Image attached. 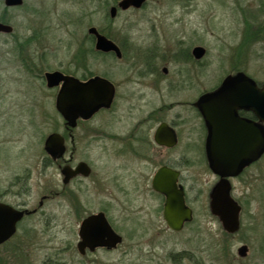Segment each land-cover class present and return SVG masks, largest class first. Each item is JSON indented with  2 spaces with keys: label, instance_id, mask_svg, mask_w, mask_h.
<instances>
[{
  "label": "rangeland",
  "instance_id": "rangeland-1",
  "mask_svg": "<svg viewBox=\"0 0 264 264\" xmlns=\"http://www.w3.org/2000/svg\"><path fill=\"white\" fill-rule=\"evenodd\" d=\"M114 1L24 0L5 11L0 0V20L13 27V34L0 33V181L7 184L27 174L30 209L43 201L41 213L0 246V264H23L26 257L32 264L49 259L64 264H155L178 253L186 254L184 264H264V154L231 180L242 213L240 229L230 233L211 213L210 194L218 178L203 145L189 146L202 137L190 120L181 136L184 142L172 150L174 161L187 157L188 163L176 164L193 176L188 201L194 219L181 232L164 224L153 226L162 220L161 198L135 192L133 183L127 195L117 185L122 158L116 147L106 145L111 138H104V126L123 110L118 99L113 111L104 115L98 110L77 130L78 158L92 166V175L81 187L71 183L64 190L62 175L44 146L53 132L63 130L58 88L48 87L44 73L107 76L118 83L132 72L121 64L130 58L116 59L96 50L89 28L96 27L127 48V55L148 53L160 43L154 36H162L160 44L173 49L203 47V67L198 70L203 85L198 89L204 88L206 96L227 76L243 74L264 83V0H149L142 9L119 10L111 18ZM25 52L28 61L33 60L30 66L23 64ZM114 126L108 129L112 133L124 129L122 122ZM86 127H92L91 133ZM104 208L124 241L118 250L101 249L83 257L76 246L80 221ZM244 244L248 252L242 257L238 250Z\"/></svg>",
  "mask_w": 264,
  "mask_h": 264
},
{
  "label": "flooded vegetation",
  "instance_id": "flooded-vegetation-1",
  "mask_svg": "<svg viewBox=\"0 0 264 264\" xmlns=\"http://www.w3.org/2000/svg\"><path fill=\"white\" fill-rule=\"evenodd\" d=\"M3 1L6 9L5 11L21 6H8L6 5V0ZM122 1L123 0H115L113 2L112 7L117 8L116 16L119 10H129L132 8L142 9L147 5L149 0H145L140 7L130 5L127 9H122L120 7V3ZM0 22L7 24V22L3 20H0ZM97 30L100 34L112 40L110 37L103 34L99 29ZM0 33L9 35L13 34V30L11 32L0 31ZM91 35L94 37V42H96V36L94 34ZM154 38H158L159 42L162 43V36L161 38L154 36ZM114 42L118 45L121 55L118 56L115 51L104 52V55H112L116 59L122 60L130 58V60L124 61L121 64L125 66L127 70L132 71L127 74L126 77L121 78L118 83L114 82L111 78L104 76V78L109 80L114 86V99L110 106H103L98 109L99 111H104V115L109 114L113 111L117 99L122 102L123 110H118L116 119H108L106 126H104V133H107L104 135V138H111V143H106V145L116 147L117 153L122 158V161L117 165L119 174H117L115 180L117 185L122 188L121 191L127 195L129 194V185L133 183L132 186L135 192L139 194L149 193V195L153 197L155 196L161 198L163 201L161 207V219L163 221L160 220L157 224L155 222L153 226L161 227L162 224H164L171 231L181 232L188 224H192L194 219V209L188 201V190L189 185L192 188L191 182L193 181V176L189 174V170L185 171L181 166L176 164L177 161L181 164L184 162L188 163L187 157L181 155L180 158H176V161H174L172 150L181 145L183 141L181 138L182 133H186V127L188 126L190 120V123L200 130V135L202 137L199 141H197V143L200 142V144L195 142L189 144V146L196 147L202 144L206 151V160L209 162V165H211L209 150L211 127L204 117L201 104L207 98L222 91L231 81L236 80V77L227 76L222 80L220 85L217 86L216 92L206 96L204 88H201V90L198 89L199 85H203L198 74V70L203 67V56L200 58L197 57L195 48L201 46L195 45L191 48L186 46H177L173 49L170 46H165V44L162 45L156 41V43L150 47V51L145 55L144 53L137 52H134L135 54L132 55H127V51H125L127 48L119 45L116 41ZM27 44L28 39L26 38L24 40V47L26 46V51L28 53ZM24 58L23 64L25 63V65L27 64L30 66L33 60L31 59L32 61H28L29 57L26 55V52ZM173 66L174 69L172 70ZM170 70L173 71L172 74ZM62 73L66 76H73L72 74ZM43 76L46 79V72ZM92 78L93 77L78 79L82 82H86ZM63 83L64 82H61L59 86L55 87L58 88V92L60 91ZM257 84L259 87L262 86V84ZM198 91L201 92L198 94ZM192 97L195 98L193 99ZM58 113L60 114V112ZM237 114L246 120L259 122L253 112L248 108L238 109ZM92 115L93 114L87 117L75 116L71 124H69L61 115L63 118V130L55 131L51 135L58 134L62 138V143L59 145L57 144L58 149H63L62 152L46 148V141L48 138L45 141V151L48 158L51 160V163L56 165L57 170L62 175V186L64 190L71 183L79 184V187H81L82 182L92 175V166L86 160L78 158L79 138L77 137V130H81L83 125H86V123L91 120ZM115 121L117 123L122 122L123 124L124 129L120 133H112L108 130L115 127ZM160 127L162 128L163 133L158 136V130ZM87 129L88 132L91 133L92 127H88ZM261 129L264 132V124L262 123ZM251 163L253 162H250L249 164ZM163 168L171 172L170 180H172L174 176L172 173L176 174L177 189L183 192L186 205L192 212L191 219L184 222L181 230L173 229L168 223L165 216L167 194L158 190L155 185L157 175ZM86 170L87 174H84L83 171ZM216 176L219 181L221 178L220 175L216 174ZM236 177H230L229 182L231 183V180ZM28 186L29 177L27 174H23L20 179L19 176H17L16 180H9L7 184H2L0 181V203L10 206L16 212L22 213L21 218L17 221L15 234L27 219L36 218L38 214L41 213L43 206V201L41 200L38 207L30 209L27 196ZM232 187L233 186H231L230 194L234 200L237 201L232 194ZM45 197L47 196H43V200ZM240 206L241 216L242 205ZM153 208L155 209L154 206ZM99 212H104L108 223L112 229L118 233L113 226L114 224L110 219L106 208L87 214L80 221L79 230L85 218ZM139 214L140 213L138 212V215ZM148 224H150V222H148ZM142 225L145 226V222H141V226ZM15 234L5 242L1 243L0 246L10 241ZM118 234L121 235L120 233ZM78 237L79 240L76 246L79 254L83 257L89 253L94 254L101 249L106 252L118 250L124 241V237L122 236V241L115 246H96L94 249L86 247L84 252H81L78 246L81 241V237L80 235ZM167 257L168 259H159L158 262L155 261V264H166L169 262L174 264H184V261L187 260V256L184 253L171 254L167 255ZM34 260L37 261L36 259ZM44 263L64 264L61 261H56L55 259L52 261L49 259V262L48 260H45ZM23 264H32V260L26 257L23 259Z\"/></svg>",
  "mask_w": 264,
  "mask_h": 264
},
{
  "label": "water",
  "instance_id": "water-1",
  "mask_svg": "<svg viewBox=\"0 0 264 264\" xmlns=\"http://www.w3.org/2000/svg\"><path fill=\"white\" fill-rule=\"evenodd\" d=\"M145 0H123L122 9L130 5L140 7ZM23 0H6L8 6H19ZM117 8L110 10L111 17H115ZM13 27L0 22V31L11 32ZM89 33L96 36L95 47L99 51H115L121 55L118 45L100 34L96 27L89 28ZM196 56L202 57L203 47L195 48ZM48 87L59 86L64 82L57 95V110L63 118L71 124L75 116L87 117L103 106H110L114 99V86L104 77L96 76L86 82L73 76H66L61 71L46 72ZM204 117L211 127L210 158L211 169L220 175V180L210 194L211 212L218 216L226 231L237 232L240 229L241 206L230 194V177L240 173L241 168L258 160L264 152V84L259 87L251 78L236 76L222 91L207 98L201 104ZM248 108L256 115L260 122L249 121L237 114L238 109ZM163 133L158 130V136ZM158 140V139H157ZM62 143L58 134H53L46 141V148L57 152V144ZM79 170V169H78ZM82 172V170H81ZM87 174V170L83 171ZM165 168L161 169L155 180L158 190L167 194L165 216L170 226L181 230L185 221L192 217L191 209L186 205L183 192L177 189L176 174ZM71 176V175H69ZM22 213L16 212L8 205L0 203V244L11 238L16 232L17 221ZM79 235L81 241L78 246L81 252L85 248L94 249L96 246H115L122 241V236L116 233L108 223L104 212L92 214L81 224ZM248 246L242 245L238 253L247 255Z\"/></svg>",
  "mask_w": 264,
  "mask_h": 264
},
{
  "label": "trees",
  "instance_id": "trees-1",
  "mask_svg": "<svg viewBox=\"0 0 264 264\" xmlns=\"http://www.w3.org/2000/svg\"><path fill=\"white\" fill-rule=\"evenodd\" d=\"M92 40L94 41V37L92 36Z\"/></svg>",
  "mask_w": 264,
  "mask_h": 264
}]
</instances>
